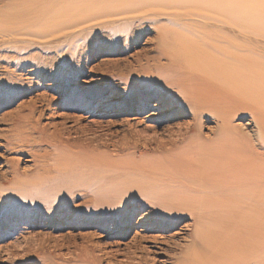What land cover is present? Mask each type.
Masks as SVG:
<instances>
[{"label": "rangeland", "instance_id": "1", "mask_svg": "<svg viewBox=\"0 0 264 264\" xmlns=\"http://www.w3.org/2000/svg\"><path fill=\"white\" fill-rule=\"evenodd\" d=\"M199 3L184 18L165 9L135 23L118 42L43 51L34 38L16 51L6 43L18 38L0 33V264H179L205 208L242 236L248 191L230 168L264 156V73L154 69L161 29L184 43L200 36ZM174 204L191 213L172 208L156 229L155 210Z\"/></svg>", "mask_w": 264, "mask_h": 264}, {"label": "bare ground", "instance_id": "2", "mask_svg": "<svg viewBox=\"0 0 264 264\" xmlns=\"http://www.w3.org/2000/svg\"><path fill=\"white\" fill-rule=\"evenodd\" d=\"M17 1L0 5V33L3 38H18L14 42L6 43L16 51L29 48L31 44L28 41L34 38L45 39L40 44L43 51L57 44L71 46L86 39H100L105 43L115 38V42H118L119 37L123 35L120 32H128L135 23L140 27L149 18L168 16L167 12H163L165 9L173 10L174 16L175 12H182L181 17L184 18L189 15L192 4L200 2L194 7H199L198 16L204 20L200 36L189 37L186 41L190 43H184L181 38L175 40L174 35L172 40L166 35L167 31L161 29L157 38L159 54L155 57L158 64L155 65V71L169 75L173 68H180L186 72L183 76L195 72L215 77L233 73L235 70L236 74L242 71L264 73L261 65L264 64V0H240L238 11L236 0ZM200 4L206 7L200 8ZM124 41L127 39L124 38ZM2 43L5 44V41ZM202 43L205 47L201 49ZM161 60L165 61L163 65ZM242 64L250 66L244 69L240 67ZM228 130V125L222 122L217 133L222 138H228ZM258 130L260 144L264 148V121H260ZM215 167L225 172L230 166L225 169L224 165L218 163L213 168ZM230 169L236 171V184L248 191L247 196L240 195L243 197L242 202L247 204L251 211L242 236H236L235 225H232L229 231L223 228L221 215L207 213V208L200 209L194 216L193 243L183 254L179 264H264V156H238L236 164ZM176 207L189 213L192 210L191 206L182 204H174L169 210L165 209L166 214L165 211L155 210V222L159 225L155 226L156 229L168 219L167 211ZM205 218L210 219L213 226L220 222L221 224H216L220 229L206 227ZM236 248L240 250L237 261L236 255H233L236 254ZM92 262L98 264L100 260L93 257Z\"/></svg>", "mask_w": 264, "mask_h": 264}]
</instances>
